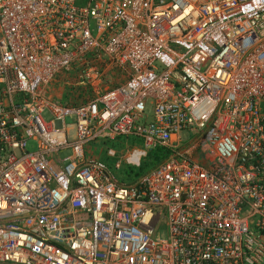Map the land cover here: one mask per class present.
Segmentation results:
<instances>
[{"label": "built area", "instance_id": "obj_1", "mask_svg": "<svg viewBox=\"0 0 264 264\" xmlns=\"http://www.w3.org/2000/svg\"><path fill=\"white\" fill-rule=\"evenodd\" d=\"M0 264H264V0H0Z\"/></svg>", "mask_w": 264, "mask_h": 264}, {"label": "rangeland", "instance_id": "obj_2", "mask_svg": "<svg viewBox=\"0 0 264 264\" xmlns=\"http://www.w3.org/2000/svg\"><path fill=\"white\" fill-rule=\"evenodd\" d=\"M64 82L66 83V85L64 84ZM73 82H74V79H73V76L71 74H69V75L60 74L47 87L48 94L51 97H53L55 100H57L58 102H60L63 105H65L67 103L65 96L67 95L68 89L72 90L71 84ZM68 84L70 86H68ZM146 113L148 114L147 122H150L152 120V115H151V108L148 105H147ZM45 117L47 118V116H45ZM65 124L70 129H73V120H72V118L67 117L66 120H65ZM72 135H73V131L70 132V136H72ZM179 137L183 141H187V143L188 142H191V135L187 134L186 132H181L179 134ZM127 143L131 144L132 141L131 140H128ZM136 146H141L140 142H138L136 144ZM28 149L31 150V147H28ZM67 155H68L67 152H65V153L61 152L60 153V156L61 157H66ZM96 155H99V151H96ZM100 158L103 159V155H101ZM164 230L165 229H162V230L159 231L160 236H163L164 235Z\"/></svg>", "mask_w": 264, "mask_h": 264}, {"label": "trees", "instance_id": "obj_3", "mask_svg": "<svg viewBox=\"0 0 264 264\" xmlns=\"http://www.w3.org/2000/svg\"><path fill=\"white\" fill-rule=\"evenodd\" d=\"M123 141V140H122ZM167 156V152L163 148H156L150 152L141 164V167L137 170H128L124 168L121 172L123 183H131L134 179L140 177L148 170L156 167Z\"/></svg>", "mask_w": 264, "mask_h": 264}, {"label": "crops", "instance_id": "obj_4", "mask_svg": "<svg viewBox=\"0 0 264 264\" xmlns=\"http://www.w3.org/2000/svg\"><path fill=\"white\" fill-rule=\"evenodd\" d=\"M53 98V97H52Z\"/></svg>", "mask_w": 264, "mask_h": 264}]
</instances>
